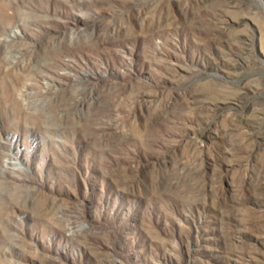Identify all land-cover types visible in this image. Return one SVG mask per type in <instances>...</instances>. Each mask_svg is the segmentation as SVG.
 Returning <instances> with one entry per match:
<instances>
[{
  "label": "rangeland",
  "instance_id": "obj_1",
  "mask_svg": "<svg viewBox=\"0 0 264 264\" xmlns=\"http://www.w3.org/2000/svg\"><path fill=\"white\" fill-rule=\"evenodd\" d=\"M0 264H264V0H0Z\"/></svg>",
  "mask_w": 264,
  "mask_h": 264
}]
</instances>
